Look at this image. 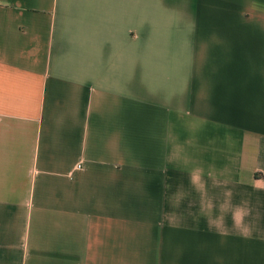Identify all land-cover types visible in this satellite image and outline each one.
<instances>
[{
    "label": "crops",
    "instance_id": "1",
    "mask_svg": "<svg viewBox=\"0 0 264 264\" xmlns=\"http://www.w3.org/2000/svg\"><path fill=\"white\" fill-rule=\"evenodd\" d=\"M0 264H264V0H0Z\"/></svg>",
    "mask_w": 264,
    "mask_h": 264
},
{
    "label": "clouds",
    "instance_id": "2",
    "mask_svg": "<svg viewBox=\"0 0 264 264\" xmlns=\"http://www.w3.org/2000/svg\"><path fill=\"white\" fill-rule=\"evenodd\" d=\"M244 215H245L244 211L238 209L237 212H235L233 214V218H234V220H236V218L238 216L239 217L238 223H242L243 222V219H244Z\"/></svg>",
    "mask_w": 264,
    "mask_h": 264
},
{
    "label": "built area",
    "instance_id": "3",
    "mask_svg": "<svg viewBox=\"0 0 264 264\" xmlns=\"http://www.w3.org/2000/svg\"><path fill=\"white\" fill-rule=\"evenodd\" d=\"M80 165H81L80 163L77 164V166H80Z\"/></svg>",
    "mask_w": 264,
    "mask_h": 264
}]
</instances>
